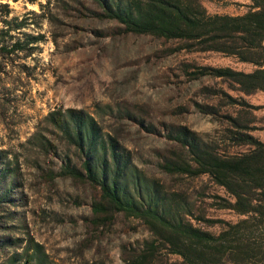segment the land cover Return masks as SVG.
Segmentation results:
<instances>
[{
	"label": "rangeland",
	"instance_id": "374dc122",
	"mask_svg": "<svg viewBox=\"0 0 264 264\" xmlns=\"http://www.w3.org/2000/svg\"><path fill=\"white\" fill-rule=\"evenodd\" d=\"M199 1L209 14L229 15L243 14L250 3ZM0 4L6 5L8 18L24 20L19 33L10 35L28 42L39 38L0 62V196L10 198L0 203V244L9 243L0 251V264L28 243L40 245L46 255L42 264H127L150 240L138 220L120 213L105 223L96 218L91 211L96 190L64 173L79 167L83 156L48 115L67 109L91 116L102 140L109 135L118 152L128 150L132 164L147 179L185 195L193 217L230 223L243 218L215 208L214 196L230 197L205 176L168 175L158 165L174 148L166 137L169 125L185 126L202 137L218 135L224 124L199 112L200 106L234 117L242 114L255 127L251 134L264 142V108L246 114L226 105L220 91L264 106L263 93L243 96L218 79L190 78L198 66L249 72L252 65L218 53L178 50L174 41L124 33L117 23L96 14L92 0ZM187 219L211 234L222 229ZM23 260L16 257L13 264ZM153 264H179V259L162 250Z\"/></svg>",
	"mask_w": 264,
	"mask_h": 264
},
{
	"label": "trees",
	"instance_id": "16d2710c",
	"mask_svg": "<svg viewBox=\"0 0 264 264\" xmlns=\"http://www.w3.org/2000/svg\"><path fill=\"white\" fill-rule=\"evenodd\" d=\"M99 17L114 21L124 33L146 35L179 44L178 50L213 52L252 65L249 72L230 67L198 66L191 79L209 77L228 85L243 96L264 94V0H249L240 15L209 14L199 0H92ZM0 62L22 50L28 40L10 35L24 27L23 21L8 18L6 5L0 4ZM95 12V11H93ZM11 24H14L11 26ZM26 37V35H23ZM226 105L247 111L259 110L242 96L220 91ZM199 112L217 116L224 124L215 137H202L182 125H169L167 139L174 145L159 162L168 175L188 178L205 176L209 183L230 197L214 196L216 209L229 210L240 217L235 223L203 216L193 217V205L181 193L168 191L156 180L147 179L131 162L130 152H118L117 141L106 135L102 140L94 119L67 109L48 115L63 138L75 145L83 158L79 167L64 169L70 177L96 190L91 211L108 222L123 214L138 220L150 235L127 264H153L157 254L179 259V264H264V142L254 137L249 120L219 114L217 108L200 106ZM246 147L230 152V148ZM10 198L3 194L0 203ZM187 217L207 226L219 225L211 234L193 225ZM7 241L0 244V251ZM22 256L23 263L42 264L46 258L39 244L28 243L6 264Z\"/></svg>",
	"mask_w": 264,
	"mask_h": 264
}]
</instances>
